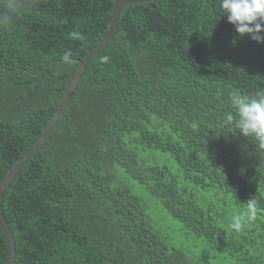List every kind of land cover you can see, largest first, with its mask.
Here are the masks:
<instances>
[{"label":"trees","instance_id":"16d2710c","mask_svg":"<svg viewBox=\"0 0 264 264\" xmlns=\"http://www.w3.org/2000/svg\"><path fill=\"white\" fill-rule=\"evenodd\" d=\"M112 9L0 0V183L105 37ZM224 14L221 0L122 7L1 198L13 264H264V145L227 121L238 119L233 93L264 92V43Z\"/></svg>","mask_w":264,"mask_h":264},{"label":"clouds","instance_id":"9594fccd","mask_svg":"<svg viewBox=\"0 0 264 264\" xmlns=\"http://www.w3.org/2000/svg\"><path fill=\"white\" fill-rule=\"evenodd\" d=\"M221 8L240 36L248 35L251 40L264 43V0H221ZM101 59L106 61L107 57ZM65 60H68L67 54ZM231 102L238 119L234 120L233 115L229 114L227 121H234L243 136H252L264 145V92L257 93L256 98L233 93ZM249 208L248 218L251 219V213L254 212L252 200H249ZM243 219L236 217L232 228L240 230Z\"/></svg>","mask_w":264,"mask_h":264},{"label":"water","instance_id":"95a60500","mask_svg":"<svg viewBox=\"0 0 264 264\" xmlns=\"http://www.w3.org/2000/svg\"><path fill=\"white\" fill-rule=\"evenodd\" d=\"M113 1V9H112V17L108 26L107 33L102 41L88 54L86 55L80 62L77 71L75 72L61 102L59 103L58 107L56 108L55 112L51 116L50 120L48 121L47 125L45 126L42 134L39 136L37 141L34 145L18 160V162L8 171L5 178L0 183V202L4 192L9 187L12 180L16 177L17 173L20 169L28 162V160L38 151L40 146L46 140L48 135L50 134L53 126L55 125L56 121L58 120L61 113L64 111L66 106L68 105L78 83L79 80L87 66V64L92 60V58L101 51L110 40L118 17L119 13L123 6L125 5H135V4H143V3H150L156 0H112ZM0 230L5 240L6 244V258L4 264H13L15 261V242L13 238V234L11 233L5 218L3 216L1 206H0Z\"/></svg>","mask_w":264,"mask_h":264},{"label":"rangeland","instance_id":"374dc122","mask_svg":"<svg viewBox=\"0 0 264 264\" xmlns=\"http://www.w3.org/2000/svg\"><path fill=\"white\" fill-rule=\"evenodd\" d=\"M135 187H136L138 193H140V188L138 186H135Z\"/></svg>","mask_w":264,"mask_h":264}]
</instances>
